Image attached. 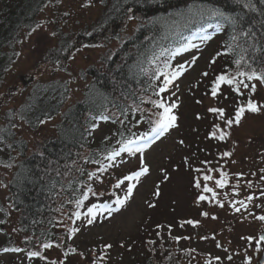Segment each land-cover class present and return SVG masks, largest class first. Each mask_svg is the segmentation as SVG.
Masks as SVG:
<instances>
[{"label":"rangeland","instance_id":"obj_1","mask_svg":"<svg viewBox=\"0 0 264 264\" xmlns=\"http://www.w3.org/2000/svg\"><path fill=\"white\" fill-rule=\"evenodd\" d=\"M101 2L55 0L46 7L40 14L39 25L21 34L19 57L7 74L3 90L11 84L27 85L31 79L59 77L68 80L71 86L63 110L79 100L85 84L80 72L88 64L97 63L106 46L77 50L66 69H50L42 59L56 45L59 29L69 32L93 21L100 13ZM214 31L180 55L179 65H184L186 70L169 86L170 92L166 90L168 105H177L172 109L177 117L174 125L153 140L142 154L122 152L113 164V174L95 182L98 191L111 189V192L100 199H90L87 208L93 204L118 207L115 199L126 195L129 182L118 188L115 185L139 169L143 156L149 172L139 181L131 182L136 187L120 211L108 216L101 209L91 225L81 215L76 228L79 231L67 235L61 246L38 245L36 250L23 247L25 237L18 229V212L7 201L11 174L9 169L0 166V196L4 206L0 208V259L3 263L134 264L150 253L160 255L164 251L165 254L175 252L180 264H259L264 249V241L258 243L260 234L264 233V220L259 219L264 216V86L257 79H243L249 88L241 86L240 93L225 83L212 95L211 82L217 75L214 53L221 39ZM193 58H196L194 64ZM252 84L256 86L254 92L250 90ZM232 92L238 96L237 100ZM248 98L262 106L261 111L246 110L238 125L228 127L226 121L234 119L236 110L246 105ZM231 102L238 105L235 110ZM212 108H223L224 115L209 111ZM59 118L60 115L45 120L37 129L20 124L17 131L27 139L30 151L38 150L54 134ZM111 128L99 124L95 140H101ZM222 132L228 133L223 140L219 138ZM206 176L210 179H205ZM221 180L223 187L218 183ZM201 196L206 199L201 200ZM6 239L22 251H2ZM30 251H39L41 256L30 258ZM254 251L259 252L257 258L253 256Z\"/></svg>","mask_w":264,"mask_h":264},{"label":"trees","instance_id":"obj_2","mask_svg":"<svg viewBox=\"0 0 264 264\" xmlns=\"http://www.w3.org/2000/svg\"><path fill=\"white\" fill-rule=\"evenodd\" d=\"M54 1L0 3V166L11 174L7 201L18 212V229L25 237L23 247L34 250L46 243L61 246L77 228L79 217L75 213L85 216L90 199L111 192L98 191L95 184L104 175L113 174L115 161L108 159L109 154L123 142L150 133L162 111L153 101L168 104L166 90L159 91L163 77H156L160 70L177 71L184 51L215 30L221 36L214 53L216 78L252 70L264 74V0H253L256 10L244 8L240 0H102L93 21L69 32L59 29L56 45L42 59L50 69H66L77 50L106 46L97 63L81 70L85 84L79 100L63 110L71 86L59 77L34 78L27 85L11 84L3 90L7 74L19 57L21 34L37 27L41 12ZM212 9L224 15H213ZM228 16L239 24H232ZM242 31L250 35L243 37ZM165 61L168 69H164ZM257 80L264 86V81ZM231 105L234 110L238 106ZM59 115L54 134L38 150L30 151L17 127L24 124L37 129L43 121ZM101 123L112 130L96 141L94 133ZM0 208L4 209L1 196ZM13 245L6 239L1 250L14 249ZM0 264L5 263L0 259ZM134 264L180 261L175 252L162 251Z\"/></svg>","mask_w":264,"mask_h":264},{"label":"snow or ice","instance_id":"obj_3","mask_svg":"<svg viewBox=\"0 0 264 264\" xmlns=\"http://www.w3.org/2000/svg\"><path fill=\"white\" fill-rule=\"evenodd\" d=\"M240 3L242 4V6L244 8H248V9H252V10H256V5L255 3H253V0H240ZM212 12L213 15H224V13L220 12L219 9H212L210 10ZM130 19L132 17H129ZM227 19L229 21H231L232 24L237 25L239 24V21L231 16H228ZM241 36L243 37H248L250 35L249 32L247 31H242L240 33ZM207 38V37H205ZM173 55H175L173 53ZM195 59L193 58V60L191 61V63H195ZM237 63H239V61H237ZM180 71H163L160 70L159 71V75L156 77L157 79H160V77H163V81H162V85L159 88L160 92H164L165 90H167L169 88V86L172 84V82L177 79V77H179L183 71H185L186 69L184 68V65H179L178 66ZM169 68V63L168 61L164 62V69H168ZM204 75H207V73H204ZM238 77H245L247 81H252L255 79H259L261 81H264V74H260L255 70H252L250 72H238L236 74V76H228L226 74H221L220 76H218L216 78V80L214 81V87L212 89V95L215 96L217 94V90L220 88L221 84H228V85H232L234 86V90L237 93L241 92V86L243 88H249V84L238 79ZM255 84L251 85L250 90L251 91H255ZM153 103L159 108L162 109V111L159 113V118L156 120L155 122V126L150 130V133L144 136H141L138 138V140H127L125 142L122 143V146L118 149V150H113L109 156L108 159L110 161H115L117 159V157H119L121 155L122 152H128V153H143L144 149L147 148L155 139H158L161 135H163L164 132H166L170 127H172L174 125V122L176 121L177 117L172 114V109L176 108L177 105L175 103H172L170 105L166 104L163 100H156L153 101ZM262 109V106L258 105L254 100H252L251 98H248L246 105H241L235 113V117L234 119H228L226 121V124L228 127H231L234 123L235 124H239L241 121L242 116L244 115L245 111H251L252 113H258L260 112ZM209 111H212L214 113H218L220 114V116L224 115V109L223 108H212L209 109ZM103 119H107V117H102ZM228 135V133L226 132H222V134L220 135V139H225L226 136ZM224 155H230V153H224ZM107 166H105L106 168ZM105 169H101V171H103ZM149 172V168L146 165V163L143 160V156L141 155V165L139 167V169L137 171L132 172L130 175H125L123 177V179L118 180L117 184L115 185L117 188L120 187L121 184H124L125 181H128V185H127V189H126V195L121 198L119 196L116 197L115 199V204L118 206L116 208H112L109 204H93L90 208H88V212L85 215V219L87 220V224L91 225L95 222L96 218H97V212L99 210H103L104 212L108 213V216H111L113 212H118L121 210V208L123 206H125L127 204V202L130 200L132 194H133V190L136 187L135 183H131L132 181H139V178L142 177L143 175H145L146 173ZM226 175V174H225ZM205 179H210V177H205ZM220 187L224 186V181H218ZM197 186H199V184H197ZM206 191L211 192L212 189H205ZM88 192H92V189L89 188ZM157 195L159 194L158 192L156 193ZM93 195H96V193H93ZM84 198H87V194H85ZM201 200L206 199V197L201 196L200 197ZM249 199H251V197H249ZM151 206V205H150ZM236 211H240L239 208H236ZM75 215L77 217H80L81 213L80 212H76ZM204 215H207V213H204ZM260 220H264V216H260L259 217ZM73 232H77L79 231V229H73ZM249 239H255L253 237H249ZM259 241H264V235L259 237ZM258 241V242H259ZM43 247L45 248H50L52 247L51 243H46L43 245ZM105 247H111V245H106ZM4 251H22L19 248H14V249H8L5 248ZM69 251H74V249H69ZM28 256L31 257H39L41 256V253L39 251H30L28 252ZM219 259V258H217ZM249 261H251V257H249Z\"/></svg>","mask_w":264,"mask_h":264},{"label":"water","instance_id":"obj_4","mask_svg":"<svg viewBox=\"0 0 264 264\" xmlns=\"http://www.w3.org/2000/svg\"><path fill=\"white\" fill-rule=\"evenodd\" d=\"M262 235H264V234H261V236H262ZM260 262H261V263H264V252H263V254H262V258L260 259Z\"/></svg>","mask_w":264,"mask_h":264},{"label":"flooded vegetation","instance_id":"obj_5","mask_svg":"<svg viewBox=\"0 0 264 264\" xmlns=\"http://www.w3.org/2000/svg\"><path fill=\"white\" fill-rule=\"evenodd\" d=\"M256 255V254H255Z\"/></svg>","mask_w":264,"mask_h":264}]
</instances>
